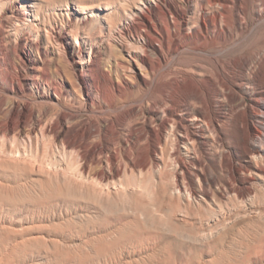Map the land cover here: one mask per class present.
I'll return each instance as SVG.
<instances>
[{
    "label": "rangeland",
    "instance_id": "obj_1",
    "mask_svg": "<svg viewBox=\"0 0 264 264\" xmlns=\"http://www.w3.org/2000/svg\"><path fill=\"white\" fill-rule=\"evenodd\" d=\"M25 1L29 2L26 25L7 26L10 42L6 45H17L20 51L27 46L39 68L45 67L52 79L65 86L66 93L53 95L43 85L40 91L27 88L23 77L21 85L27 89L21 96L23 99L16 100L19 107L23 108L30 100L29 107L36 114L44 115L45 124L58 114L78 111L77 97L55 70L67 67L62 57L64 47L58 37L65 33L74 44L79 35L77 39L81 41L82 38L87 49L91 46L95 52H100L102 69L114 81L116 78L128 81L126 93L116 94L114 101H108L102 93H94L96 104L92 110L107 113L101 126L109 123L116 116L114 111L121 110L127 100L137 97V87L143 89L141 70L129 62L127 55L137 45L122 35L123 22L131 10L145 1L152 2L153 6H164L170 0ZM9 7L13 10L11 2L0 0L1 18L9 17ZM83 7H93L95 15L78 12ZM258 35L257 31L244 33V41L251 42ZM31 44L38 45L39 50L29 48ZM174 57L171 55L170 59ZM180 61V58L173 60L176 68ZM16 67L17 71L21 68L18 63ZM257 91L247 84L240 91L243 102L236 112L258 104L264 112V101H255ZM47 95L51 96V101ZM224 111L227 112L226 107ZM86 113L83 114L84 124L92 127L93 121L89 119V112ZM254 125L262 134L259 142L253 144L259 150V159L251 162V155L243 156L230 140H226L221 149L234 165L248 166L247 172L238 173L236 182L227 180V174L220 169H212L206 173L210 183H200L196 177L200 172L193 165L202 160V165L213 166L214 161H219V151L210 145L206 150L189 147L185 152V145L180 144L183 147L181 155L190 168V176L185 175L186 180L180 178V186L175 184L173 160H168L167 156H160L155 168H142L132 165L133 159H121L127 169L122 171L117 182L125 186V192L114 190V187L110 192L81 185L74 187L62 173L49 177L35 169L48 160L62 164L63 168L77 165L73 150L64 153L59 140L38 137L29 146L25 134H0V264H264V117L254 118ZM118 129L121 137L127 138V125ZM98 143L92 138L87 147L90 149ZM11 150L27 151L34 164L9 166L6 161ZM109 152L114 153L115 148L111 146ZM98 170L100 167L94 165L87 173ZM192 187L196 193L190 196L188 192ZM243 189L247 193L240 194Z\"/></svg>",
    "mask_w": 264,
    "mask_h": 264
},
{
    "label": "bare ground",
    "instance_id": "obj_2",
    "mask_svg": "<svg viewBox=\"0 0 264 264\" xmlns=\"http://www.w3.org/2000/svg\"><path fill=\"white\" fill-rule=\"evenodd\" d=\"M7 1L11 2L13 10L9 7L7 12L11 14L7 19L0 17V134H25L29 146L38 137H51L61 142L64 153L73 150L77 160L74 168L43 161L35 168L38 171L47 173L49 177L62 173L74 187L81 185L101 192H110L114 187V190L125 192V186L117 182L122 171L127 169L121 159H133L132 165L142 168H155L159 157L167 156L168 160H173L170 161L173 162L175 184L179 185L180 178L186 180L185 175L190 176V168L181 155L183 147L180 144L185 145V152L189 147L206 150L210 145L219 151V161H214L213 166L202 165V160L193 165L200 172L196 173L198 181L203 184L210 183L206 173L212 169L225 172L227 180L232 182H236L239 172H247V165H234V161L222 152L226 140L233 141L243 156L251 155V162L259 159V150L253 144L259 142L262 134L254 125V118L264 117V112L259 104L239 112L236 109L242 105L240 91L247 84L253 90H259L255 101H264V91H260L264 89V0H170L164 6H153L152 2L145 1L142 6L131 10L123 22L122 35L137 45L127 55L129 62L141 70L143 89L137 87V97L127 100L121 110L114 111L115 118L109 123L103 122V126L100 122L105 120L107 113L92 110L96 104L94 93H102L108 101H114L116 94L122 96L126 93L128 81L124 78L114 81L102 69L100 52H95L91 46L87 49L82 38L81 41L77 39L79 35L74 44L65 33L58 37L64 47L62 57L67 67L55 70L77 97L78 111L58 114L45 124L44 115L36 114L29 107L30 100L23 108L19 107L16 100L23 99L21 96L25 95L28 86L39 91L42 85L46 86L53 95H61L65 86L52 79L45 67L39 68L27 46L20 51L17 45H6L10 42L7 26L25 27L29 6L25 0ZM78 12L95 15L93 7H83ZM256 31L259 32L256 38L251 42L244 41V33ZM29 48L39 50L40 47L31 44ZM171 55L175 57L170 59ZM179 58L181 61L176 68L173 60ZM16 63L21 66L18 71ZM23 77L27 88L21 85ZM131 104L134 107H129ZM86 112L93 121L92 127L84 124L83 114ZM124 125H127L125 139L118 129ZM92 138L99 143L89 149L87 145ZM111 146L115 148L114 153L109 152ZM7 154L6 164L9 166L28 167L35 162L25 150H11ZM94 165L100 170L88 174V168ZM245 192L243 189L240 194ZM188 193L185 194L193 196L196 189L192 187Z\"/></svg>",
    "mask_w": 264,
    "mask_h": 264
}]
</instances>
